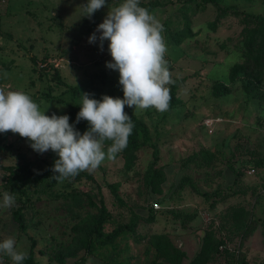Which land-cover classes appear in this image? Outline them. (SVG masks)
Returning a JSON list of instances; mask_svg holds the SVG:
<instances>
[{"label": "rangeland", "instance_id": "374dc122", "mask_svg": "<svg viewBox=\"0 0 264 264\" xmlns=\"http://www.w3.org/2000/svg\"><path fill=\"white\" fill-rule=\"evenodd\" d=\"M182 1L139 0L163 25L177 85L173 96L167 85L163 113L128 106L149 134L128 164L122 151L82 171L91 178L58 182L41 175L55 152L0 133V205L5 192L15 198L0 207V242L13 238L26 253L22 264H264V0H194L190 11ZM122 2L107 0L89 18L87 0H0V88L25 92L49 116L81 107L83 94L123 99L119 72L106 66L109 41L101 50L96 31ZM247 13L262 19L249 44ZM186 18L190 34L175 43L169 31L184 29ZM216 81L224 86L215 90ZM100 201L104 234L127 224L132 211L146 218L152 208V218L134 217V231L117 236L114 248L86 251L79 237ZM16 209L22 228L12 219ZM153 243L166 248L156 252ZM0 264L13 262L0 252Z\"/></svg>", "mask_w": 264, "mask_h": 264}, {"label": "clouds", "instance_id": "9594fccd", "mask_svg": "<svg viewBox=\"0 0 264 264\" xmlns=\"http://www.w3.org/2000/svg\"><path fill=\"white\" fill-rule=\"evenodd\" d=\"M107 0H87L84 15L89 18L105 6ZM99 41L108 40L112 61L109 69L119 72L123 99L104 95L101 100L82 95L76 123L86 120L88 130L81 134L69 123L68 115H46L30 95L23 91L0 88V133L11 131L27 138L38 153L52 150L58 155L52 168V179L63 182L82 171H94L107 158L113 160L128 144L133 122L124 111L125 105L144 110L155 108L163 113L168 110L173 84L167 67V47L162 35L163 25L139 0H123L108 11L98 24ZM97 40L95 32L89 42ZM105 141L112 143L105 151ZM15 198L5 192L0 207L10 208ZM0 252L11 258L13 264H22L26 253L18 251L11 237L0 242Z\"/></svg>", "mask_w": 264, "mask_h": 264}, {"label": "trees", "instance_id": "16d2710c", "mask_svg": "<svg viewBox=\"0 0 264 264\" xmlns=\"http://www.w3.org/2000/svg\"><path fill=\"white\" fill-rule=\"evenodd\" d=\"M200 4H205V3H212L215 4V0H199ZM141 7L146 8L147 10L150 8V6H152V4L150 3H141L139 2ZM192 4L196 5V1L194 2V0H183L181 5L183 10H192ZM246 16L249 18V20L252 21V23L254 24V28L250 27L249 30H247V34H248V39H247V43H252L254 42L258 37H259V32L257 33V28H255V24H259L261 23V17L257 16L253 13H247ZM188 20L187 18L185 19V28L181 29V30H176L175 32H170L169 30V34H170V39H172L175 43H179L183 37H185L186 35L190 34L189 28L187 26ZM262 25H264V21H262ZM250 51V50H248ZM246 54H248V52H245ZM254 53V51L252 52ZM256 54V53H254ZM33 60V58H32ZM54 77V76H53ZM55 78H58L57 76H55ZM216 85L214 86L215 90L221 89L224 85L222 82L220 81H216L215 82ZM176 83L172 84V88H171V94L172 96L174 95V90L176 88ZM171 101V100H170ZM177 101V100H176ZM80 107L77 105H68L67 106V112L66 114L70 117V118H76L77 117V113L79 112ZM124 111L130 116V118L132 119L133 122V131L132 134L129 136L128 139V144L127 147L123 150L125 153V162L124 164H128L130 161V158L132 153L134 151H136L138 148H140L141 146L147 144L149 145V134L147 133V128L144 124V122L139 119L135 114H133L130 111V108L125 105L124 107ZM76 120V119H75ZM89 128V124L86 120H81L79 121V123H76V129L83 134L84 131L88 130ZM104 143H108L111 144V141H105ZM152 148H154V146L151 144L150 145ZM156 151L155 148L152 151V155L153 157H155ZM127 166V165H126ZM53 174L52 171V167L47 168L45 172H43L41 175L44 177H49L50 175ZM83 176L85 178H91L90 175L86 172H81V174H78L75 176V178H78L79 176ZM103 209L104 206L102 204V201H100V205H99V211L98 213L92 214L88 217L87 220V224H88V228L86 231H84L80 237H79V245L86 251H94L95 250V245H98V247H104V249L107 248H114L116 246V237L119 235H123V238H127L126 232L132 233L134 231L133 226H134V221L133 218H141L144 219L145 221H150L152 218V208H149L150 211H146V218L141 217L139 214H137L138 212H131L132 213V218L130 219V221L125 224L124 226H120L116 229H113L112 231H110L109 233L104 234V232L102 231V226L103 223L105 222V218L103 215ZM12 219L13 221L19 226V228H22L23 226V219L21 214L19 213V209H16L12 212ZM154 240V239H153ZM152 240V241H153ZM97 242V243H96ZM154 245V249L157 251H161L162 249L165 250V246L164 247H159L158 245H156L155 243H153ZM202 248V246H201ZM180 256H183L184 254L180 251ZM74 263V262H73ZM246 264L245 262H242L240 260L236 261V264ZM111 264H116V261L112 262Z\"/></svg>", "mask_w": 264, "mask_h": 264}, {"label": "built area", "instance_id": "2783aa9c", "mask_svg": "<svg viewBox=\"0 0 264 264\" xmlns=\"http://www.w3.org/2000/svg\"><path fill=\"white\" fill-rule=\"evenodd\" d=\"M211 122V121H210ZM209 121L206 123V125H209L210 123ZM249 171H252V170H249ZM157 205L156 204H152V207H156Z\"/></svg>", "mask_w": 264, "mask_h": 264}]
</instances>
